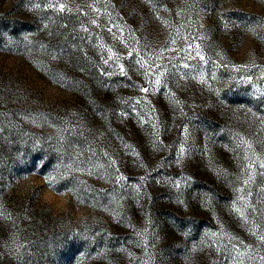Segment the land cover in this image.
I'll return each instance as SVG.
<instances>
[{"label": "rangeland", "instance_id": "374dc122", "mask_svg": "<svg viewBox=\"0 0 264 264\" xmlns=\"http://www.w3.org/2000/svg\"><path fill=\"white\" fill-rule=\"evenodd\" d=\"M0 264H264V0H0Z\"/></svg>", "mask_w": 264, "mask_h": 264}, {"label": "trees", "instance_id": "16d2710c", "mask_svg": "<svg viewBox=\"0 0 264 264\" xmlns=\"http://www.w3.org/2000/svg\"><path fill=\"white\" fill-rule=\"evenodd\" d=\"M193 222V221H192ZM97 240V242L98 241H100V242H102L101 244H108L109 242H103L102 241V237H99V238H97L96 239ZM115 241H117V242H113V245L111 246V249H110V251H111V255H108V257L110 256V257H112V255H113V260L115 261V262H117V259H118V257L121 255V254H123V252L120 250V244L118 243V239H115ZM93 242L91 241V240H89L88 242H86V250L87 249H89L92 245ZM88 247V248H87Z\"/></svg>", "mask_w": 264, "mask_h": 264}, {"label": "snow or ice", "instance_id": "6c2138e0", "mask_svg": "<svg viewBox=\"0 0 264 264\" xmlns=\"http://www.w3.org/2000/svg\"><path fill=\"white\" fill-rule=\"evenodd\" d=\"M144 91H147V89H144Z\"/></svg>", "mask_w": 264, "mask_h": 264}]
</instances>
